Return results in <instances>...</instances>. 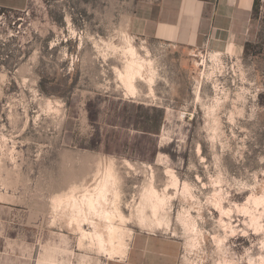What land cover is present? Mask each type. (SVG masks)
I'll return each mask as SVG.
<instances>
[{
    "label": "rangeland",
    "instance_id": "1",
    "mask_svg": "<svg viewBox=\"0 0 264 264\" xmlns=\"http://www.w3.org/2000/svg\"><path fill=\"white\" fill-rule=\"evenodd\" d=\"M130 7L29 0L0 11V264L122 258L84 237L92 228L78 215L79 196L108 173L126 249L149 232L182 243L178 264H264L263 3L248 51L135 36ZM130 43L149 61L132 94Z\"/></svg>",
    "mask_w": 264,
    "mask_h": 264
},
{
    "label": "crops",
    "instance_id": "2",
    "mask_svg": "<svg viewBox=\"0 0 264 264\" xmlns=\"http://www.w3.org/2000/svg\"><path fill=\"white\" fill-rule=\"evenodd\" d=\"M29 0H0V9L22 11ZM262 0H131L129 29L135 36L185 48L233 43L244 49ZM264 5V3H263ZM182 243L165 234L139 232L122 258L106 264H178Z\"/></svg>",
    "mask_w": 264,
    "mask_h": 264
},
{
    "label": "bare ground",
    "instance_id": "3",
    "mask_svg": "<svg viewBox=\"0 0 264 264\" xmlns=\"http://www.w3.org/2000/svg\"><path fill=\"white\" fill-rule=\"evenodd\" d=\"M127 44H129V43L127 42ZM126 47H127L125 49L126 51L124 50L125 54L127 52L132 58H131L130 61L127 60V63L125 64L126 67L124 66L125 67V72H124L125 75L123 76V79L125 81V84L127 85L126 88L128 87L127 91L130 89L131 90V94H132V91L136 93L135 85H134L135 80L137 78L143 79L142 77H144V75H145V74H143V70L146 68V67H144V65L145 66L147 65V64H145V62H149V61H146L143 57L142 58L144 59V61H142L143 59L141 61L136 59L135 56L139 55V52H138V50L136 52L137 48L135 49L136 46L135 45L133 46V43L132 44L130 43V45H128ZM124 48L125 47H123V49ZM129 55L127 57H129ZM139 57H141V56L139 55ZM137 58H138V56H137ZM138 59H140V58H138ZM122 72H121V76H122ZM144 73H145V71H144ZM149 73H151V72H149ZM149 73H148V76H149ZM146 77H147V75H146ZM154 77L155 76H150V79L148 78L149 79L148 82H150L152 84L154 82ZM130 90H129V92H130ZM108 170H109V168H108ZM106 175L107 174H105V176ZM112 175H114V174H112ZM110 176H111V173H108L107 178L103 177L101 179V176H100L101 181L97 180V181H100L99 183H97L96 180H95V182L97 184L95 186L93 185L94 187H92L91 189H89V188H85L84 189L83 194L79 196V199H77L80 202L79 203V205H81L80 207L77 206L78 205L77 204L78 201H76V198H75L76 196L74 197V195H72L71 193H70L71 194L70 197L67 195V197H69V198L66 201L68 203H71L75 207L77 206L78 209L80 210V212L78 210V215H80V216L82 215L81 216L82 220L81 221L78 220V221L82 222V224H84V225L91 226V228H92L91 232H88V231L83 229L84 234H83V232H82V234L84 235V237L85 236H91L99 244V245L98 244L97 245L100 246L101 249L104 248L107 251V254L110 257H113L114 255H124V254H126V252H127V249H126L127 248V244H126V242L123 241L122 234H120V232H121L120 224H117V222L120 221V220L118 219V221H116L118 217L123 218L124 216L122 215L121 212L119 214L116 213L115 212V208L112 209L111 206H109V202L110 201H109L108 197H109V194H110V192H109V190H110V187H109L110 186L109 185L110 179H109V177ZM173 177H175V176H173ZM175 178H177V177H175ZM175 178H174V180H176V183L179 182L177 180L178 178L177 179H175ZM173 183H174V181H173ZM176 183H175V185H178ZM152 188L149 189L150 191L148 190L149 191V193H147L148 196H150V197H151V195L157 196V191L155 189H152ZM183 188L186 191L188 189V187H186L187 188L186 189L185 186ZM75 192H76V190H75ZM149 194H151V195H149ZM160 197L161 196H159V197L157 196L156 197L157 203L154 204L156 206V208L158 207V209H160L163 206V203H164V199L160 198ZM59 200L62 201L63 199L60 198ZM165 200H166V198H165ZM256 200H257V198H256ZM259 200H261V199H259ZM259 200H258V202H259ZM258 202H256L257 205H258ZM72 205H71V207H72ZM63 206H65V205H63ZM54 207H55V205H54ZM112 207H114V206H112ZM116 211H119V210H116ZM80 213H82V214H80ZM75 214H77V213H75ZM91 214L95 215V218H96V216H98L97 219H95V218L93 219V216H92V219H91V217H89ZM78 218L81 219L79 216H78ZM78 218L76 217L75 221H77ZM183 221H185V219ZM183 221H182V223L185 224V222H183ZM80 222H79V226H81ZM185 226H187V223L185 224ZM80 229H81V227H80ZM101 249H99V250H101Z\"/></svg>",
    "mask_w": 264,
    "mask_h": 264
},
{
    "label": "trees",
    "instance_id": "4",
    "mask_svg": "<svg viewBox=\"0 0 264 264\" xmlns=\"http://www.w3.org/2000/svg\"><path fill=\"white\" fill-rule=\"evenodd\" d=\"M249 47H251V44H247V45H246L245 48H247V49H246L247 51L249 50V49H248ZM254 54H255V52H254Z\"/></svg>",
    "mask_w": 264,
    "mask_h": 264
},
{
    "label": "built area",
    "instance_id": "5",
    "mask_svg": "<svg viewBox=\"0 0 264 264\" xmlns=\"http://www.w3.org/2000/svg\"><path fill=\"white\" fill-rule=\"evenodd\" d=\"M262 3H264V0H262ZM2 9H0V11H1ZM1 16H2V14H1Z\"/></svg>",
    "mask_w": 264,
    "mask_h": 264
}]
</instances>
